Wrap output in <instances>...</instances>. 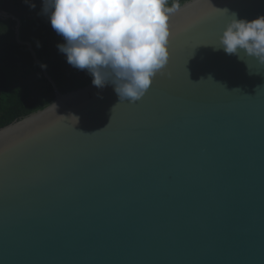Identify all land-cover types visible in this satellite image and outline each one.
<instances>
[{
	"label": "water",
	"instance_id": "95a60500",
	"mask_svg": "<svg viewBox=\"0 0 264 264\" xmlns=\"http://www.w3.org/2000/svg\"><path fill=\"white\" fill-rule=\"evenodd\" d=\"M171 8L140 100L56 88L0 128V264H264V64L211 45L264 0Z\"/></svg>",
	"mask_w": 264,
	"mask_h": 264
},
{
	"label": "clouds",
	"instance_id": "9594fccd",
	"mask_svg": "<svg viewBox=\"0 0 264 264\" xmlns=\"http://www.w3.org/2000/svg\"><path fill=\"white\" fill-rule=\"evenodd\" d=\"M25 3L35 8L32 0ZM164 4L165 0H42L39 14L62 36L64 42L57 48L69 65L86 70L98 88L113 85L121 103H134L157 75L165 74L169 63L167 14L174 8L165 9ZM220 11L229 15L227 9ZM229 16L211 45L240 60L248 56L264 64V15L253 20L239 19L235 12Z\"/></svg>",
	"mask_w": 264,
	"mask_h": 264
},
{
	"label": "trees",
	"instance_id": "16d2710c",
	"mask_svg": "<svg viewBox=\"0 0 264 264\" xmlns=\"http://www.w3.org/2000/svg\"><path fill=\"white\" fill-rule=\"evenodd\" d=\"M186 1L165 0L164 8ZM32 3L35 8L25 0H0V10L14 16L0 15V128L49 106L56 98V88L65 93L92 83L86 70L69 65L59 52L57 45L64 40L39 14L42 0Z\"/></svg>",
	"mask_w": 264,
	"mask_h": 264
},
{
	"label": "snow or ice",
	"instance_id": "6c2138e0",
	"mask_svg": "<svg viewBox=\"0 0 264 264\" xmlns=\"http://www.w3.org/2000/svg\"><path fill=\"white\" fill-rule=\"evenodd\" d=\"M174 38V36H172V37H169V41H168V50H169V52H170V55H171V42H172V39ZM194 51V50H193ZM169 62H170V58H169ZM169 64V63H168ZM153 83H154V81H153ZM152 83V84H153Z\"/></svg>",
	"mask_w": 264,
	"mask_h": 264
}]
</instances>
